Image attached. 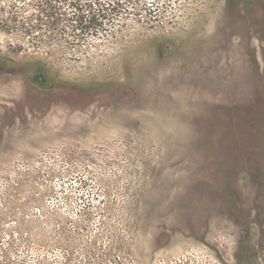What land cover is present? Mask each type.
<instances>
[{"label":"rangeland","instance_id":"374dc122","mask_svg":"<svg viewBox=\"0 0 264 264\" xmlns=\"http://www.w3.org/2000/svg\"><path fill=\"white\" fill-rule=\"evenodd\" d=\"M37 1L0 0V264H264V0L5 27Z\"/></svg>","mask_w":264,"mask_h":264},{"label":"trees","instance_id":"16d2710c","mask_svg":"<svg viewBox=\"0 0 264 264\" xmlns=\"http://www.w3.org/2000/svg\"><path fill=\"white\" fill-rule=\"evenodd\" d=\"M58 0H40L36 3V16L26 17L23 20L17 10H12L8 18L6 19L5 27L11 28L12 24L15 27L25 26L28 33L34 34L35 37L46 34L45 26L50 29L57 27L65 17L74 22L73 31L77 34V38L81 41L82 36L98 35L102 31H105L104 20L106 13L100 0H75L72 3V13L63 12L61 7L57 5ZM85 264H123L120 261L115 263L104 262L95 260L94 258L88 259Z\"/></svg>","mask_w":264,"mask_h":264}]
</instances>
